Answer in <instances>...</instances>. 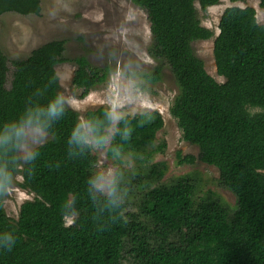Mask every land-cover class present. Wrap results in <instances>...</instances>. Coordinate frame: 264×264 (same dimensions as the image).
I'll list each match as a JSON object with an SVG mask.
<instances>
[{"label": "trees", "instance_id": "1", "mask_svg": "<svg viewBox=\"0 0 264 264\" xmlns=\"http://www.w3.org/2000/svg\"><path fill=\"white\" fill-rule=\"evenodd\" d=\"M257 1L264 9V0ZM132 2L146 14L148 55L158 63L140 76L156 82L162 68H169L178 89L169 113L182 138L197 146V159L217 169L219 184L235 196V205L212 192L195 199L191 175L160 183L163 163L149 167L146 177L154 185L133 209L117 181L103 195L95 186L96 157L79 115L58 95L55 66L66 61L64 41L45 42L11 61L8 86V61L0 49V264H264V26L253 7L222 11L212 50L216 73L224 79L219 83L191 43L214 35L201 24L195 4L206 11L220 0ZM40 11V0H0V15ZM73 62L72 84L81 97L105 81L106 67L83 56ZM54 99L60 100L55 117L48 113ZM84 120L99 146L108 141L109 157L129 152L149 159L148 148L163 126L158 113L152 120L123 116L110 134L113 118L103 106L87 111ZM26 126L49 139L20 162ZM163 148L162 143L155 151ZM177 159L190 164L196 158L178 154ZM17 174L34 198L23 202L12 220L3 201Z\"/></svg>", "mask_w": 264, "mask_h": 264}, {"label": "rangeland", "instance_id": "2", "mask_svg": "<svg viewBox=\"0 0 264 264\" xmlns=\"http://www.w3.org/2000/svg\"><path fill=\"white\" fill-rule=\"evenodd\" d=\"M38 16H22L13 12L0 15V49L8 61L7 86L12 71L10 62L27 57L39 45L51 41H64L65 62L55 66L58 76V95L62 102L79 115L81 127L96 157L94 173L97 190L108 194L109 187L117 181L123 200L130 209L137 206L151 183L146 173L152 164L163 163L166 170L160 183L169 184L177 177L191 175L195 179V199L212 192L228 206L235 205V196L219 184L217 169L197 159V146L185 141L169 107L178 92L177 85L167 66L161 70L156 82L144 80L140 75L151 72L157 61L148 55L151 43L149 22L145 12L132 0H40ZM201 24L213 31V37L191 43L194 54L202 60L205 70L219 83L223 78L217 75L213 59V40L218 34V22L222 11L229 6L253 7L258 23L264 26V9L257 0H220V3L202 11L196 3ZM85 57L97 67H106L107 76L103 83L94 86L81 97V90L72 84L76 64L73 59ZM106 107L113 118L110 134L116 122L123 116L143 115L152 120L158 113L163 126L157 132L149 159L126 152L115 157L106 153L108 141L99 146L93 139L84 114L98 107ZM251 113L259 108L247 107ZM49 139L43 130L26 126L18 149V158L23 162L29 152ZM164 145L162 151L155 147ZM192 155L193 163H178L177 156ZM160 168V165H156ZM19 174L7 187L3 208L6 215L16 220L21 204L34 198L33 193L21 187ZM66 218V223L71 222ZM128 264V263H126Z\"/></svg>", "mask_w": 264, "mask_h": 264}, {"label": "clouds", "instance_id": "3", "mask_svg": "<svg viewBox=\"0 0 264 264\" xmlns=\"http://www.w3.org/2000/svg\"><path fill=\"white\" fill-rule=\"evenodd\" d=\"M60 103L59 99H54L53 101H51L48 105V113L50 116H57L60 114V112L58 111V104ZM75 135V134H74ZM71 219V218H70ZM7 241H11V237L8 236L5 238ZM8 249L10 250L11 247L9 246Z\"/></svg>", "mask_w": 264, "mask_h": 264}]
</instances>
